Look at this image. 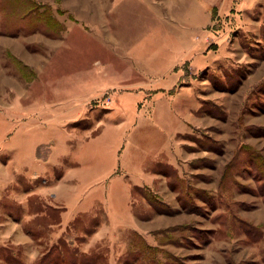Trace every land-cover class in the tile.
I'll list each match as a JSON object with an SVG mask.
<instances>
[{
	"label": "rangeland",
	"instance_id": "rangeland-1",
	"mask_svg": "<svg viewBox=\"0 0 264 264\" xmlns=\"http://www.w3.org/2000/svg\"><path fill=\"white\" fill-rule=\"evenodd\" d=\"M155 1L0 0V264H264V0Z\"/></svg>",
	"mask_w": 264,
	"mask_h": 264
},
{
	"label": "crops",
	"instance_id": "crops-1",
	"mask_svg": "<svg viewBox=\"0 0 264 264\" xmlns=\"http://www.w3.org/2000/svg\"><path fill=\"white\" fill-rule=\"evenodd\" d=\"M131 1V3H143L144 0H115V2H122L124 4H126L127 2ZM170 4H175V7L177 8V10H175V14L178 16V14L176 12L179 13V16L181 18H188V19H199L201 20V16L204 15L207 12V3L203 2V0H169ZM156 5L158 6V0L155 1ZM79 3H83V0H79ZM121 3V4H122ZM194 4H198V6L196 8H192V5ZM137 5V4H136ZM156 15L158 16V11L156 12ZM193 16V17H192ZM192 19V20H193ZM183 21L187 20V19H182ZM198 20V22H200ZM69 186V185H67ZM75 190V187L73 188ZM62 191V189H61ZM60 191V193H61ZM60 197H63L61 194Z\"/></svg>",
	"mask_w": 264,
	"mask_h": 264
},
{
	"label": "trees",
	"instance_id": "trees-1",
	"mask_svg": "<svg viewBox=\"0 0 264 264\" xmlns=\"http://www.w3.org/2000/svg\"><path fill=\"white\" fill-rule=\"evenodd\" d=\"M5 256H6L5 258L7 259V258H8V256H7V255H5ZM7 260H8V259H7ZM41 263H42V262H40V261H39V262H37V264H41Z\"/></svg>",
	"mask_w": 264,
	"mask_h": 264
}]
</instances>
